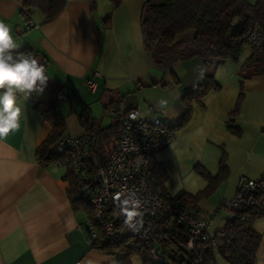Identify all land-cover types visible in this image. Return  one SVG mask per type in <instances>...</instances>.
Instances as JSON below:
<instances>
[{
    "label": "crops",
    "instance_id": "obj_1",
    "mask_svg": "<svg viewBox=\"0 0 264 264\" xmlns=\"http://www.w3.org/2000/svg\"><path fill=\"white\" fill-rule=\"evenodd\" d=\"M28 1L0 0V20L10 26L17 50L29 46L40 52L50 79L42 94L18 97L20 128L0 141V264H120V255L91 246L84 225L88 215L69 200V168L36 157L52 130L36 105L54 95L62 96L65 135L80 136L84 128L78 115L89 112L104 130L94 137L104 153L115 148L127 111L138 108L144 117L158 116L172 138L153 164L163 166V190L174 201L181 191L195 195L203 190L208 180L202 171L216 176L224 154L226 178L194 208L189 206L209 218V236L222 230L232 213L220 204L231 201L241 180L264 177V74L242 77L249 47L237 62L226 60L215 67L220 88L192 102L188 120L172 128L185 113L184 96L200 85L208 68L198 57L169 68L153 61L141 31L143 0H120L116 6L111 0H95L94 11L88 0H67L50 21L36 8L26 17L21 8ZM94 72L100 75L91 91L85 81ZM252 226L260 234L253 264H264V216ZM216 262L230 264L218 254ZM129 264L143 261L133 254Z\"/></svg>",
    "mask_w": 264,
    "mask_h": 264
},
{
    "label": "trees",
    "instance_id": "obj_2",
    "mask_svg": "<svg viewBox=\"0 0 264 264\" xmlns=\"http://www.w3.org/2000/svg\"><path fill=\"white\" fill-rule=\"evenodd\" d=\"M111 1L116 6L120 0ZM88 2L90 9L94 11L95 0ZM66 3L67 0H29L22 6L21 12L29 17L31 9L36 8L44 15V21H50L60 13ZM141 31L144 47L150 52L153 61L163 68H169L175 62L191 57H198L208 68V73L200 85L184 96L185 113L172 128L180 127L188 120L192 102H199L207 92L220 88L214 78L215 67L226 60L237 62L245 47H249L250 55L241 66L242 77L264 74V0H256L254 3L248 0H143ZM16 51L30 53L41 61V54L37 49L27 46ZM241 98L242 92L238 96L234 112L238 111ZM60 101L54 95L48 102L36 105L43 118L52 124L51 132L36 149V157L45 164L57 162L69 168L67 192L70 203L74 209H84L88 218H91L90 205L78 194L68 163V152L54 148V144L66 136V123L59 113ZM78 122L84 132L91 136V148L98 164L104 167L110 153L101 152L94 145V137L104 130L89 112L80 113ZM232 131L237 132L233 128ZM88 166L93 167V163L90 162ZM202 174L208 180L207 186L195 195L179 192L177 202L194 208L195 203L208 195L217 182L226 178L228 170L225 155L220 159L216 176H210L204 171ZM165 179L163 166L154 163L150 169L151 187L154 190H163ZM239 189L237 187L234 196H237ZM228 204H220L227 206L232 215L223 229L211 236L215 246L208 240L197 238L189 247L187 225L176 223L165 214H144L141 228L156 243L169 246V253L162 264H217V254L230 264H253L260 234L254 230L252 224L254 220L264 216V177L255 181L253 189L245 190L235 205ZM91 246L120 255V264H129L133 254H139L143 264H151L145 250L132 249L125 239L112 242L100 235L91 241Z\"/></svg>",
    "mask_w": 264,
    "mask_h": 264
},
{
    "label": "built area",
    "instance_id": "obj_3",
    "mask_svg": "<svg viewBox=\"0 0 264 264\" xmlns=\"http://www.w3.org/2000/svg\"><path fill=\"white\" fill-rule=\"evenodd\" d=\"M99 75L94 72L93 77L86 79L89 90H95L94 77ZM171 138V131L158 116L144 117L138 108H133L123 116L120 136L104 167L98 164L91 148V136L86 132L76 137L68 134L54 144L57 151L68 152V163L78 194L90 205L92 216L84 224L90 243L100 235L112 242L125 239L132 249L145 250L151 264H162L166 260L168 245L156 243L143 228L139 231L127 228L124 218L118 215L114 195L117 192H136L142 201L143 215L165 214L176 223L187 225L189 247L197 238L208 240L215 246L207 233L209 218L174 201L168 191L154 190L150 185V169L155 156ZM90 162L93 167L88 166ZM238 187L239 192L229 201L230 204L235 205L245 190L253 189L255 181L243 179Z\"/></svg>",
    "mask_w": 264,
    "mask_h": 264
},
{
    "label": "clouds",
    "instance_id": "obj_4",
    "mask_svg": "<svg viewBox=\"0 0 264 264\" xmlns=\"http://www.w3.org/2000/svg\"><path fill=\"white\" fill-rule=\"evenodd\" d=\"M17 48L10 26L0 20V141L20 128L22 109L18 97L42 94L50 79L45 64ZM113 199L124 225L139 231L143 226V205L136 192H117Z\"/></svg>",
    "mask_w": 264,
    "mask_h": 264
},
{
    "label": "rangeland",
    "instance_id": "obj_5",
    "mask_svg": "<svg viewBox=\"0 0 264 264\" xmlns=\"http://www.w3.org/2000/svg\"><path fill=\"white\" fill-rule=\"evenodd\" d=\"M185 35H187V34H185Z\"/></svg>",
    "mask_w": 264,
    "mask_h": 264
}]
</instances>
